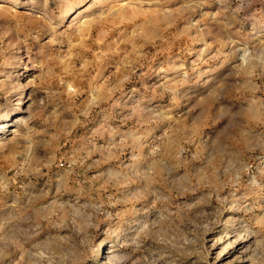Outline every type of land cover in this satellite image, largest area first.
Instances as JSON below:
<instances>
[{"label":"rangeland","instance_id":"374dc122","mask_svg":"<svg viewBox=\"0 0 264 264\" xmlns=\"http://www.w3.org/2000/svg\"><path fill=\"white\" fill-rule=\"evenodd\" d=\"M0 264H264V0H0Z\"/></svg>","mask_w":264,"mask_h":264}]
</instances>
